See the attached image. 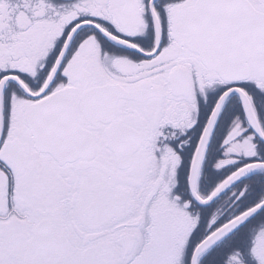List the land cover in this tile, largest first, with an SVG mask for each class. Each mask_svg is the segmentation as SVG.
Masks as SVG:
<instances>
[{"label":"snow or ice","instance_id":"snow-or-ice-1","mask_svg":"<svg viewBox=\"0 0 264 264\" xmlns=\"http://www.w3.org/2000/svg\"><path fill=\"white\" fill-rule=\"evenodd\" d=\"M0 264H264V0H0Z\"/></svg>","mask_w":264,"mask_h":264}]
</instances>
